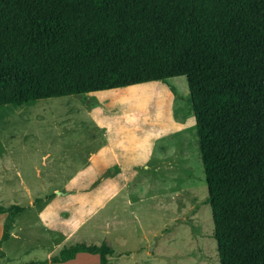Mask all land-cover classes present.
Segmentation results:
<instances>
[{
    "label": "trees",
    "instance_id": "obj_1",
    "mask_svg": "<svg viewBox=\"0 0 264 264\" xmlns=\"http://www.w3.org/2000/svg\"><path fill=\"white\" fill-rule=\"evenodd\" d=\"M178 76L219 264H264V0H0V106ZM22 210L0 205V244ZM79 252L111 264L114 249L80 241L27 264Z\"/></svg>",
    "mask_w": 264,
    "mask_h": 264
},
{
    "label": "rangeland",
    "instance_id": "obj_2",
    "mask_svg": "<svg viewBox=\"0 0 264 264\" xmlns=\"http://www.w3.org/2000/svg\"><path fill=\"white\" fill-rule=\"evenodd\" d=\"M111 197V264H219L184 76L0 106V205L23 207L14 219L28 234L15 250L3 240L9 259L2 254L0 264L42 262L41 246L80 240L79 232L67 234ZM46 205L61 226L50 243L38 223ZM94 259L72 263L98 264Z\"/></svg>",
    "mask_w": 264,
    "mask_h": 264
},
{
    "label": "crops",
    "instance_id": "obj_3",
    "mask_svg": "<svg viewBox=\"0 0 264 264\" xmlns=\"http://www.w3.org/2000/svg\"><path fill=\"white\" fill-rule=\"evenodd\" d=\"M113 97H115V96H113ZM99 147L102 148L103 146L101 144H99ZM98 163H99L98 165L103 167V168L107 166V163H105L103 161H100ZM93 180L94 179H92L90 181H93ZM113 197L109 198L107 201H105L97 209L92 210L90 212V214L83 220V222L80 226H77L76 228H74L73 230H71L67 234V236H70V234H72L73 232H79L80 237H82L80 240L68 244V246L71 244H75L76 242H80V241L87 242L85 239H88V241H90L91 238L96 237L98 242H101L104 239L105 240L107 239V241L110 243V245L114 249L113 255H115L117 253V250H116L117 247L113 243V240H114L113 235L115 234L116 229L113 228L111 225H108V222L110 221L109 220L110 215L115 212V209L113 210L112 207H110V205H109L111 202V199ZM45 202H47V201H45ZM119 207L120 206H118L117 208L119 209ZM37 213H38V218L40 219V222H38V223H41V225L43 226L42 235H43L45 241H46V237H48L49 243H50L51 242L50 238L56 237V231H59V229L61 227L60 221L57 218L58 216L57 217L55 216L58 214V211L56 212L55 207L46 205V206H44V208L42 210L38 209ZM3 214H6V213H3ZM124 214H125V212L123 211L122 214L119 212V213H117L116 216L119 219H121V216L125 217ZM28 227H30V225H28ZM57 228H58V230H57ZM107 228L109 231L106 230ZM23 229L24 228L21 227L20 224L16 220L9 227V232H8L7 237L9 238L10 241H12V245H11V248H9V250H15V243L17 240L22 241L23 239L27 238L28 234L24 233ZM99 229H101V233L98 234L97 230H99ZM122 230H125V228H123ZM2 235H3V233L0 234V240H1ZM95 235H100V236L97 237ZM45 241H43V242H45ZM2 242H1V244H2ZM44 244H46V243H44ZM62 245L63 244H61V243L59 244L58 242H53L51 245L41 246L42 248L39 247L42 250V253L44 254V257H45L44 261L49 260L53 256H56L59 253V251L65 246V245L64 246H62ZM120 246H123V244H121ZM4 250H6V249H4ZM121 252L125 253L124 250ZM2 253H3V258L8 260L9 255H7V252L2 251ZM91 255L93 256V254H88L87 252L86 253L85 252H79L76 254V257L72 260H69V261H66L63 263L48 262L47 264H70V263L73 264L78 259L79 256H83V257L87 258V257H91ZM31 262H37V261H31ZM31 262H28V263H31ZM96 262H98V256H97V259H94V261H93V263H96ZM23 264H27V262L23 263Z\"/></svg>",
    "mask_w": 264,
    "mask_h": 264
}]
</instances>
